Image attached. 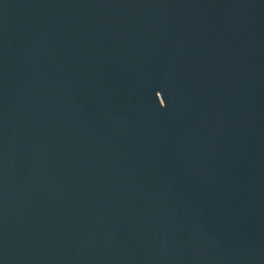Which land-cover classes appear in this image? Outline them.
Instances as JSON below:
<instances>
[{"label": "water", "instance_id": "obj_1", "mask_svg": "<svg viewBox=\"0 0 264 264\" xmlns=\"http://www.w3.org/2000/svg\"><path fill=\"white\" fill-rule=\"evenodd\" d=\"M0 264H264V0H0Z\"/></svg>", "mask_w": 264, "mask_h": 264}]
</instances>
